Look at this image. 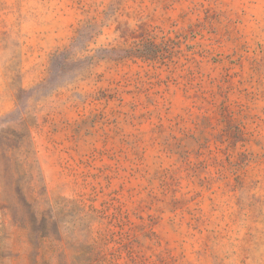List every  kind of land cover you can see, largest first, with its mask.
I'll list each match as a JSON object with an SVG mask.
<instances>
[{
    "label": "rangeland",
    "instance_id": "374dc122",
    "mask_svg": "<svg viewBox=\"0 0 264 264\" xmlns=\"http://www.w3.org/2000/svg\"><path fill=\"white\" fill-rule=\"evenodd\" d=\"M0 264H264V0H0Z\"/></svg>",
    "mask_w": 264,
    "mask_h": 264
}]
</instances>
